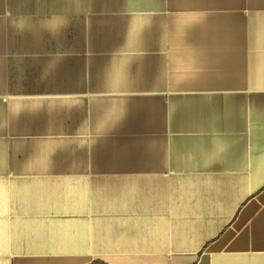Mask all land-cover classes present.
Instances as JSON below:
<instances>
[{"label":"crops","instance_id":"1","mask_svg":"<svg viewBox=\"0 0 264 264\" xmlns=\"http://www.w3.org/2000/svg\"><path fill=\"white\" fill-rule=\"evenodd\" d=\"M0 264H264V0H0Z\"/></svg>","mask_w":264,"mask_h":264}]
</instances>
